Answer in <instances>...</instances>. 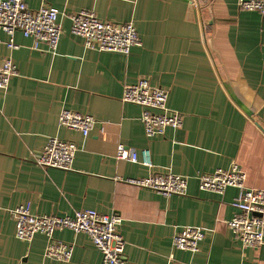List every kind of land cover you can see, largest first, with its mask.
Returning a JSON list of instances; mask_svg holds the SVG:
<instances>
[{
	"label": "crops",
	"instance_id": "crops-1",
	"mask_svg": "<svg viewBox=\"0 0 264 264\" xmlns=\"http://www.w3.org/2000/svg\"><path fill=\"white\" fill-rule=\"evenodd\" d=\"M30 8L59 10L58 46L17 31L18 48L0 28V63L18 73L0 87V264H101L87 233L57 229L72 243L69 261L45 257L48 236L15 234L14 208L31 202L40 214L71 215L92 208L118 214L127 264H264V244L245 246L229 227L239 188L200 189L199 176L238 162L248 188H264V15L238 0H26ZM93 10L114 22L133 20L142 38L130 54L84 46L72 33V15ZM149 78L168 90V106L183 113L182 128L147 136L143 107L122 101L125 84ZM253 110L249 116L225 83ZM68 108L89 113L88 136L59 124ZM49 136L79 144L73 168H44L34 161ZM148 149L152 166L116 157L117 144ZM172 170L188 178L186 194L165 196L128 178ZM205 227L199 250L173 244L184 226Z\"/></svg>",
	"mask_w": 264,
	"mask_h": 264
},
{
	"label": "built area",
	"instance_id": "built-area-1",
	"mask_svg": "<svg viewBox=\"0 0 264 264\" xmlns=\"http://www.w3.org/2000/svg\"><path fill=\"white\" fill-rule=\"evenodd\" d=\"M238 7L257 10L264 15V0H238ZM59 10L47 4L30 8L26 0H0V28L9 36L8 46L18 48L14 41L17 31L34 40L33 47L45 43L55 49L60 41L62 26L58 19ZM71 31L83 39L85 47L100 51L130 54L142 38L133 20L119 23L99 17L93 10L83 9L72 15ZM18 73L17 65L11 58L0 63V87L7 88L12 76ZM169 92L142 77L137 82L125 84L122 101L143 107L141 121L147 136L163 135L168 127L182 128L183 113L168 106ZM89 113L64 108L59 114V124L80 131L88 136L96 123ZM79 144L74 140L49 136L42 152L34 156V161L44 168L56 167L64 170L73 168ZM116 157L152 166L148 149L138 152L123 143L117 144ZM200 189L220 194L229 186L239 188L234 202L237 214L228 221L235 236L245 246L264 244V188H248L245 185L246 173L238 162L230 167H219L199 176ZM127 182L147 187L165 195L186 194L188 178L172 170L151 172L148 176L128 178ZM15 234L19 239L30 241L35 234L48 236L45 257L62 261L72 258L74 245L56 240L57 229L68 228L74 232L87 233L102 253L101 264H127L126 240L119 230L122 221L118 214L101 213L96 209L75 210L71 215L40 214L32 211L31 202L14 208ZM206 228L188 225L173 235L174 246L192 252L199 250Z\"/></svg>",
	"mask_w": 264,
	"mask_h": 264
},
{
	"label": "water",
	"instance_id": "water-1",
	"mask_svg": "<svg viewBox=\"0 0 264 264\" xmlns=\"http://www.w3.org/2000/svg\"><path fill=\"white\" fill-rule=\"evenodd\" d=\"M233 100L249 115L253 116V110L245 104V102L236 94L229 82L225 83Z\"/></svg>",
	"mask_w": 264,
	"mask_h": 264
}]
</instances>
